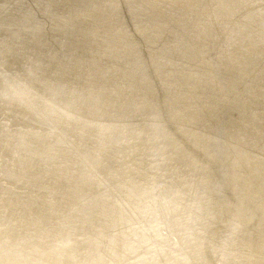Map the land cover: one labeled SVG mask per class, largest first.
<instances>
[{
  "label": "bare ground",
  "instance_id": "bare-ground-1",
  "mask_svg": "<svg viewBox=\"0 0 264 264\" xmlns=\"http://www.w3.org/2000/svg\"><path fill=\"white\" fill-rule=\"evenodd\" d=\"M0 264H264V0H0Z\"/></svg>",
  "mask_w": 264,
  "mask_h": 264
},
{
  "label": "water",
  "instance_id": "water-1",
  "mask_svg": "<svg viewBox=\"0 0 264 264\" xmlns=\"http://www.w3.org/2000/svg\"><path fill=\"white\" fill-rule=\"evenodd\" d=\"M142 56H143V58H141L140 60H137L138 61V63L140 64V66H139V68L141 69V71H142V73L144 74V76L145 77H152L153 76V72H151V69H150V66H149V63H148V54H146L145 52H142V54H141ZM151 67H153V66H151ZM26 81H28V82H31L32 83V81L30 80V79H27ZM163 87V86H162ZM151 91V90H150ZM155 113V116L157 117V118H161V119H157L158 121H156L158 124H160V125H165L166 127H170L171 125H174V126H179L178 125V123H176V122H173V120H169V118L167 117V114H165V112H164V114H163V112H161V111H159V112H154ZM163 115H166V116H163ZM85 118H87V117H85ZM84 118V119H85ZM165 118H167L168 120H165ZM86 120H88V119H86ZM131 121H134V122H136V120H131ZM101 122H103V121H101ZM137 123V122H136ZM170 125V126H169ZM164 130H166L165 128H163ZM218 130H222V128L220 129V128H217ZM150 130H152L151 128H148V134H149V136H147L145 139H144V137L142 136V135H135V136H131L130 134H131V132L130 133H127V136H126V134H122V135H120L118 138L120 139V140H124V139H127V140H130L132 137H136V139H143V140H138L137 141V143H139V142H144V140H146V141H149V144H150V153L151 154H153V155H156V156H159L160 155V153H159V151L162 149V148H164L165 146H167L168 144H170L171 143V138H168V137H166V138H162V137H159V136H156V135H154V134H151V133H149L150 132ZM217 131V130H216ZM200 132L201 133H203V134H206L207 135V138L208 139H211V140H213V141H210V143H208L209 145L211 144H213V145H215V148H214V151H219V149L221 148V146H222V141H224L225 139L224 138H222V137H220V136H218V135H216V134H213L211 131H208V130H205L204 128L203 129H201L200 130ZM211 142H215V143H211ZM223 156V155H222ZM222 156H219V161L221 160V158H222ZM213 162H214V160H213ZM209 164L212 166V168H211V172L212 173H216V171H217V167L214 165H212V162H211V160L209 161V163H208V166H209ZM214 164V163H213ZM195 167H198L197 165L195 166ZM195 169H197V168H195ZM211 172L210 171H208V173H209V177H207L206 175H207V172L204 174V176H205V178L208 180V181H210L211 179H212V177H213V174H211ZM206 179H205V182H206ZM192 181L194 182V180L192 179ZM195 187H193L194 188V191H196V194H198L197 193V190H199V187H198V183L195 181ZM220 185L222 186V185H224V183H223V181H221V183H220ZM201 192V191H200ZM210 194V193H209ZM211 196H213V197H216V195H213V194H211ZM237 203H239V205L242 207V210L244 209H248V207L250 206V204L249 203H245V201H243V200H239ZM148 217H153V220H151V221H148V224L150 225V227H152V229H153V231H154V233H155V235H159V236H161V234H160V231H159V229H158V224H156V221L155 220H157L159 217L156 215V214H154V215H151V216H148ZM198 220V219H197ZM197 220L196 221H193V222H197ZM236 225H238V223H236L234 220L233 221H231V223H230V226H231V228L233 229H237V228H242V227H240V226H236ZM245 226H246V228L247 227H250V226H247V224H244ZM243 229V228H242ZM148 230V229H147ZM149 231V230H148ZM227 232V231H226ZM237 232H241V230H237ZM233 235H235V236H237L238 234H232L231 236H226L229 240H231V241H234V238H235V236H233ZM150 245H147L145 248H150L149 247ZM144 251V250H143ZM143 251H141L140 253H138L135 257H137V256H139ZM226 255V253L223 251V255ZM134 257V258H135ZM221 259H222V262L223 261H225V259H224V257L223 256H221ZM215 260V259H214Z\"/></svg>",
  "mask_w": 264,
  "mask_h": 264
}]
</instances>
